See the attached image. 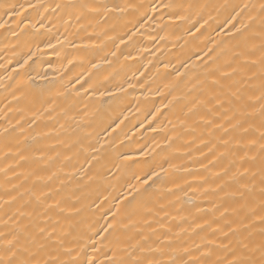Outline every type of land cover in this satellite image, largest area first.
I'll use <instances>...</instances> for the list:
<instances>
[{
	"label": "bare ground",
	"instance_id": "obj_1",
	"mask_svg": "<svg viewBox=\"0 0 264 264\" xmlns=\"http://www.w3.org/2000/svg\"><path fill=\"white\" fill-rule=\"evenodd\" d=\"M261 4L0 0V204L16 197L0 209V231H11L3 221L21 211L42 223L32 196L46 193L47 204L80 209L72 219L91 237L96 264H107L105 253L145 264H215L233 253L258 260ZM235 51L248 66L223 83L241 101L220 108L210 73ZM237 120L247 133L232 128ZM250 139L251 148L237 147ZM245 152L257 160L241 159ZM245 168L251 191L241 197L232 176ZM116 206L127 208L123 223L95 235ZM49 214V226L59 219L67 228V213ZM229 226L236 231L225 236Z\"/></svg>",
	"mask_w": 264,
	"mask_h": 264
},
{
	"label": "snow or ice",
	"instance_id": "obj_2",
	"mask_svg": "<svg viewBox=\"0 0 264 264\" xmlns=\"http://www.w3.org/2000/svg\"><path fill=\"white\" fill-rule=\"evenodd\" d=\"M81 7L88 8L89 6L81 5ZM260 9L262 13H264V4L260 5ZM13 12L15 14L14 8ZM262 23H264V19H262ZM3 26V24H0V27ZM240 31L241 29H236V33H240ZM244 55V52L235 51L232 59L225 62L226 67H218L215 72L210 73L212 76L210 85L214 93V98L217 101V106L220 108H224L225 104L232 105L233 103H239L241 101L239 89L234 92L225 91L226 85L223 81L231 80L235 75L241 72V70L247 68V62L242 61ZM253 63L255 62L253 61ZM261 65V80L264 81V55L261 57ZM217 73H219L218 77L216 75ZM227 87L230 89L232 85H228ZM261 87L264 89V83H262ZM218 93H223V98H221V95ZM261 99H264V91L261 93ZM241 115H243V112H241ZM261 116L264 117V105L261 107ZM208 123L211 124L212 121H208ZM232 128H240L245 133L249 131L248 128L244 127V122L242 120H237L236 123L232 125ZM262 128H264V121H262ZM225 131H227V129H225ZM259 140L260 192L261 196L264 197V131L260 132ZM224 143L227 144L228 141H224ZM256 143L257 141L255 139H250L247 145H243L239 140L236 141L238 148H251ZM130 159L131 157H125V160ZM241 159H248L251 162H255L257 156L252 155L248 157L247 152H245V156ZM249 172L250 169L245 168L244 172H236L232 176V180L240 184L238 194L241 197L244 196L245 191H251L249 185L243 183V178ZM153 175H156V173H153ZM255 175V172H251L253 178ZM145 183H147V181H145ZM231 195H237V192H233ZM46 196V193L33 194L32 196L37 205L43 208V211L36 214V216L43 218L42 223L38 222L32 213L26 214L22 211L18 212L16 218L9 216L8 220L3 221V223L7 225L8 221L11 220L13 222V229L11 231H0V264H96L95 256H89L86 251V241L91 239V237H87L83 232L79 231L78 225L74 223L72 219L73 215L78 213L80 209L76 208L75 205L61 206L59 201L54 204H47ZM15 199L16 197L12 196L9 200L4 201L3 204H0V209L4 208L6 205H11ZM125 199H127V197H125ZM107 202L108 197L105 196L104 199L97 204V208H103ZM54 208L58 209L59 214L67 213L64 217L67 228L60 226L59 219L49 226L48 222L52 220V216L49 213ZM225 211H227V209H225ZM126 212L127 208L122 212L120 206H116L115 211L108 208L102 215L106 217L108 213H111V218L106 219L105 225H102L98 230H94V234L100 235L101 232L108 233L110 230L115 231L118 226L123 223L122 220L117 219L118 215H123ZM25 215L29 217L27 222L19 218ZM261 219L264 220V216H262ZM90 230H93L91 226ZM235 231L236 229L229 226L228 232H224V235L227 236L229 232L234 234ZM104 238L105 237H101L102 240ZM222 246L225 248L228 247V245ZM243 247L247 248L248 245L245 244ZM259 250L260 258L258 260L247 257L243 253H233L231 259L217 260L215 264H264V243H261ZM92 251L93 253L100 251V249L96 247V241L94 240L92 241ZM105 259L107 264H145V262L139 258H134L129 262H125L124 260H117L115 255L109 257L107 253H105ZM100 264H104V262L101 261ZM147 264H158V262L148 261ZM196 264H199V262H196Z\"/></svg>",
	"mask_w": 264,
	"mask_h": 264
}]
</instances>
